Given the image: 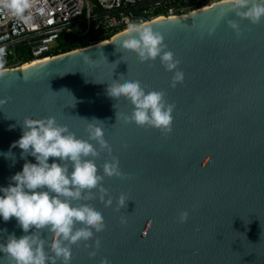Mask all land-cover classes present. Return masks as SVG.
<instances>
[{"label": "water", "instance_id": "obj_1", "mask_svg": "<svg viewBox=\"0 0 264 264\" xmlns=\"http://www.w3.org/2000/svg\"><path fill=\"white\" fill-rule=\"evenodd\" d=\"M223 2L144 22L180 60L184 81L175 88L159 59L140 63L119 47L124 31L0 70V187L25 160L36 163L11 147L25 117L53 116L81 139H87L89 122L98 123L126 177L104 178L111 207L88 202L106 228L96 234L101 245L95 258L83 244L74 245L71 264H99L102 258L110 264H264V19L256 25L240 20L237 37L226 23L235 19L231 13L217 23ZM117 79L163 91L175 104L171 133L124 123L132 106L107 94ZM109 159L101 153L98 168ZM121 193L128 201L117 212ZM181 211L188 212L184 223L178 222ZM9 234L24 235L15 218H0V242ZM2 257L0 264H8Z\"/></svg>", "mask_w": 264, "mask_h": 264}, {"label": "clouds", "instance_id": "obj_2", "mask_svg": "<svg viewBox=\"0 0 264 264\" xmlns=\"http://www.w3.org/2000/svg\"><path fill=\"white\" fill-rule=\"evenodd\" d=\"M32 6L33 0H0V16L28 22ZM222 7L217 23L231 13L235 19L226 23L237 37L241 35L240 20L256 25L264 19V0H224ZM124 22L126 28L119 47L134 53L140 63L159 59L165 71L172 73L171 88L183 83L180 60L167 50L163 35L144 22L127 18ZM5 54V48L0 47V69L5 66ZM107 94L114 100L124 98L132 106L130 114L122 115L124 123L154 128L163 136L171 133L175 104L167 102L163 91L146 90L139 80L117 79L108 83ZM119 118L116 113V120ZM22 129V135L11 147L21 149V159L30 155L36 163L25 160L8 186L0 187V218L5 222L15 218L24 233L19 238L9 234L0 242L2 259L8 264H71L72 247L81 244L88 257L95 258L101 245L96 234L103 232L106 224L102 213L88 202L98 199L105 207H111L113 198L103 186L104 178H126L104 139L103 128L89 122L85 128L87 139H81L67 125L58 124L55 117L49 116L25 117ZM101 153L110 159L98 168L96 159ZM127 201V195L121 193L114 210L125 208ZM187 218L188 212L181 211L178 222L184 223ZM120 222L126 224L127 220L121 216ZM99 264L110 262L102 258Z\"/></svg>", "mask_w": 264, "mask_h": 264}, {"label": "built area", "instance_id": "obj_3", "mask_svg": "<svg viewBox=\"0 0 264 264\" xmlns=\"http://www.w3.org/2000/svg\"><path fill=\"white\" fill-rule=\"evenodd\" d=\"M215 1L218 0H33L28 22L0 16V47L6 50L4 68L21 67L61 53H55L54 49L65 32L91 33L93 39L84 45L88 46L108 41L114 34L124 31L126 18L146 22L188 14ZM155 11L160 14L146 17ZM18 46L28 50L29 61L17 59Z\"/></svg>", "mask_w": 264, "mask_h": 264}, {"label": "trees", "instance_id": "obj_4", "mask_svg": "<svg viewBox=\"0 0 264 264\" xmlns=\"http://www.w3.org/2000/svg\"><path fill=\"white\" fill-rule=\"evenodd\" d=\"M158 14H160L159 11H155L150 15H146V17H155ZM92 39L93 36L91 33H84L80 35L76 33H62L57 40V46L54 49V52H70L75 49H79L81 46L87 45ZM16 57L20 62H27L31 59L28 50L23 48V46H18L16 49Z\"/></svg>", "mask_w": 264, "mask_h": 264}, {"label": "bare ground", "instance_id": "obj_5", "mask_svg": "<svg viewBox=\"0 0 264 264\" xmlns=\"http://www.w3.org/2000/svg\"><path fill=\"white\" fill-rule=\"evenodd\" d=\"M42 60H45V59H42ZM42 60H35V61H33V62H30V63H27V64H25V65H22L21 67H24V66H27V65H29V64H33V63H36V62H39V61H42Z\"/></svg>", "mask_w": 264, "mask_h": 264}]
</instances>
